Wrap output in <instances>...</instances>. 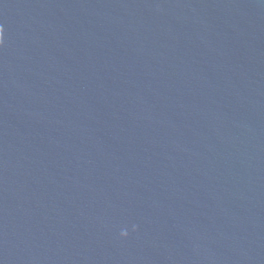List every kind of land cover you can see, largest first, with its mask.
Instances as JSON below:
<instances>
[{"label":"water","instance_id":"water-1","mask_svg":"<svg viewBox=\"0 0 264 264\" xmlns=\"http://www.w3.org/2000/svg\"><path fill=\"white\" fill-rule=\"evenodd\" d=\"M0 264H264V0H0Z\"/></svg>","mask_w":264,"mask_h":264},{"label":"clouds","instance_id":"clouds-1","mask_svg":"<svg viewBox=\"0 0 264 264\" xmlns=\"http://www.w3.org/2000/svg\"><path fill=\"white\" fill-rule=\"evenodd\" d=\"M127 235H128V231H127V229H122V230L120 231V237H121V238L127 237Z\"/></svg>","mask_w":264,"mask_h":264}]
</instances>
